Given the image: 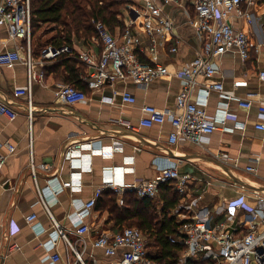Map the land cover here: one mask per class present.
I'll use <instances>...</instances> for the list:
<instances>
[{"label": "crops", "instance_id": "0c3cea01", "mask_svg": "<svg viewBox=\"0 0 264 264\" xmlns=\"http://www.w3.org/2000/svg\"><path fill=\"white\" fill-rule=\"evenodd\" d=\"M241 8L249 11L251 17L233 14L232 22L249 34L250 58L243 61L237 51H227L215 60L219 72L214 77L197 78V91L192 99L197 101V92L215 81H222L224 94L211 90L207 111L215 115L221 108H227L229 113L226 121L219 122L217 129L201 143L183 139L170 143L172 127L169 122L151 127L140 125L144 105L177 109V95L186 79L182 76L157 78L149 84L117 80L114 84L93 89L84 78L88 73L87 64L78 58L83 70L77 83L85 89L87 98L74 105L64 102L58 90L70 81L71 72L62 64L60 56L44 64L40 58L41 48L55 34L54 24L43 25L32 37L33 70L44 72L42 81H32L33 120L29 118L27 98L15 93L30 82L27 65L21 61L14 67L0 68V99L7 98L18 112L14 120L0 114V154L7 155L0 172V264H44V257L54 251L62 257L57 264L76 261V251L65 239H59L56 249L51 251L43 244L54 228L51 215L42 202V190L52 178L65 184L74 176L83 181L80 190L64 187L56 202L49 205L55 220L87 263L96 257L101 264H117V256L107 255L92 241L98 233L115 232L120 226L108 210L95 206L86 219L92 230L80 237L68 214L74 210V200L85 202L93 197L96 188L107 178V171L114 167L123 169L119 171L122 176L119 178L133 183L155 177L162 165L174 162L180 172L190 176L192 196L203 195L199 203L209 205L213 211L219 204L235 199L245 191L252 203H255V196L264 194V130L256 127L264 113V79L259 74L264 70V0H257L252 6L244 3ZM130 12L129 9L123 14L125 25L133 19ZM167 12L174 23L173 39L159 51L158 60L174 72L201 53L208 41L192 22L195 14L192 2L169 5ZM141 20L139 17L137 22ZM115 33L119 34L120 29L117 28ZM144 40L148 42L147 38ZM20 44L26 45L24 41L10 39L2 28L0 49L17 48ZM72 46L78 52L101 50V45L92 42V38L87 43L74 39ZM171 46H177L178 50L170 51ZM21 50L25 55L26 51ZM152 59L150 53L142 56L146 62ZM124 90L137 98L135 103L123 102L121 93ZM238 99L251 100L252 106H242ZM86 138L98 147L121 146L114 151L93 154L92 168L86 169L85 158L90 151H76L71 157L66 154L70 140ZM5 141L15 145L14 152L3 145ZM32 162L37 165L48 163L51 168H37L34 173ZM249 166L254 170L249 171ZM124 196L125 205L118 204L119 207H130L132 200L140 199L130 189L125 190ZM153 201L160 211L161 194ZM137 203L141 205L139 201ZM136 208L140 213L144 210ZM31 214L37 215L40 226L36 229L27 220ZM43 227L46 231L39 234Z\"/></svg>", "mask_w": 264, "mask_h": 264}, {"label": "built area", "instance_id": "2783aa9c", "mask_svg": "<svg viewBox=\"0 0 264 264\" xmlns=\"http://www.w3.org/2000/svg\"><path fill=\"white\" fill-rule=\"evenodd\" d=\"M127 9L131 10L130 22L125 30L119 34L111 32L102 21H94L97 35L92 42L101 45L99 52L92 49L76 51L73 46H61L49 43L41 48V63L57 58L63 54H74L87 64L88 73L84 78L90 88H101L107 84H114L117 80H132L137 84H149L162 77L182 76L185 83L177 95L176 110L160 109L155 105L147 104L143 107L144 115L140 125L151 127L155 124H171L169 142L177 143L179 140H188L201 143L209 138L217 129L219 122L228 118V109L221 108L215 115L207 111L210 91L219 90L224 94L222 81H215L197 92L199 99L192 96L197 91V78H212L219 68L215 60L227 51H237L243 61L250 58L251 39L243 28H237L232 22L233 14L250 18L249 11H243L241 6L245 3L252 6L257 0H126ZM194 6V22L197 30L208 41L201 53L181 69L171 71L168 65L158 60V53L173 39L174 23L169 17L167 7L170 5L191 3ZM136 16V17H134ZM142 17L138 23L137 19ZM138 25V26H137ZM4 28L15 41H24L26 45L17 48L0 49V68L14 67L24 62L30 72V82L26 87L15 90L19 96L28 100L29 118L33 120V93L32 81H42L44 72L33 70L32 58V7L31 0H1L0 1V39ZM145 38L148 42H145ZM26 54H22V50ZM177 46H171L170 51L176 52ZM146 53L152 55L151 62L142 60ZM264 79V70L260 71ZM59 97L68 104H77L87 98L86 91L76 85L64 83L58 90ZM125 103H135L137 98L127 90L122 93ZM242 106L250 108L251 100L238 99ZM0 114L14 120L18 112L10 105L7 98L0 99ZM261 121L256 125L264 130V113L260 115ZM12 153L16 147L9 141L3 144ZM121 145L108 147L95 146L90 139L70 140L66 154L71 157L76 151H87L85 168L91 169L93 154L103 153L106 150L114 151ZM7 161V155L0 154V172ZM127 167V166H126ZM48 170V163H31V169ZM249 171L254 167H247ZM122 168L114 167L107 171L104 183L96 188L92 198L85 202L74 200V210L68 217L76 227L80 237L92 230L86 221L92 213L98 198L105 189L113 190L118 195V204L125 205V190L135 191L138 197L151 201L160 193L163 183H172L177 190L180 201L175 210L178 226L177 232L170 236L172 243L179 244V264H264V194L255 196V203L249 200L245 191L239 197L230 199L216 207L213 211L207 204H200L203 195L196 197L191 194V179L188 174L180 172L176 163H165L153 178L127 183L119 171ZM122 177V176H121ZM68 186L73 190H80L83 181L79 177H72L62 183L57 178L48 180L42 190V202L49 211L53 220V230L50 238L44 242L48 251L55 250L59 239L67 241L69 247L76 251L77 259L70 264H101L96 257L87 263L82 253L76 250V245L69 241L66 232L55 220L50 210V203L56 202L58 193ZM44 191V192H43ZM221 214V216H220ZM32 228L39 225L36 214L27 217ZM40 226V225H39ZM46 229L39 230L42 234ZM81 239V238H80ZM86 245V241L81 239ZM92 244L101 247L107 255L117 256V264H158L151 256V247L147 234L138 226H124L115 232L103 231L93 239ZM61 255L54 251L44 257V264H57Z\"/></svg>", "mask_w": 264, "mask_h": 264}, {"label": "trees", "instance_id": "16d2710c", "mask_svg": "<svg viewBox=\"0 0 264 264\" xmlns=\"http://www.w3.org/2000/svg\"><path fill=\"white\" fill-rule=\"evenodd\" d=\"M127 4L126 0H31L32 37L43 25L54 24L55 34L47 44L72 46L74 39L87 43L97 35L94 21L104 22L113 33L119 28L121 33L126 27L122 8ZM59 59L71 72L67 83L80 88L77 81L83 69L78 57L64 54ZM160 194L163 201L160 211L157 210V203L155 205L154 201L140 197L142 200H132L130 207H119L118 195L113 190L102 193L95 206L108 210L120 229L124 225L142 229L148 236L151 256L158 264H179L181 246L172 243L169 238L177 232L178 222L174 212L180 196L172 183H163ZM136 206L144 210L140 213Z\"/></svg>", "mask_w": 264, "mask_h": 264}, {"label": "rangeland", "instance_id": "374dc122", "mask_svg": "<svg viewBox=\"0 0 264 264\" xmlns=\"http://www.w3.org/2000/svg\"><path fill=\"white\" fill-rule=\"evenodd\" d=\"M122 9H123V11H124L123 14H127L128 9L126 8V6H124ZM126 10H127V11H126ZM126 226H129V225H126Z\"/></svg>", "mask_w": 264, "mask_h": 264}, {"label": "water", "instance_id": "95a60500", "mask_svg": "<svg viewBox=\"0 0 264 264\" xmlns=\"http://www.w3.org/2000/svg\"><path fill=\"white\" fill-rule=\"evenodd\" d=\"M134 17H136V16H134Z\"/></svg>", "mask_w": 264, "mask_h": 264}]
</instances>
